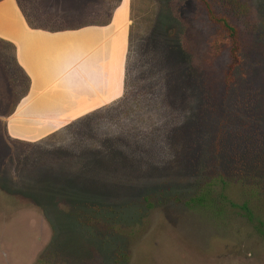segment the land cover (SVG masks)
<instances>
[{"label":"rangeland","instance_id":"1","mask_svg":"<svg viewBox=\"0 0 264 264\" xmlns=\"http://www.w3.org/2000/svg\"><path fill=\"white\" fill-rule=\"evenodd\" d=\"M16 1L52 29L105 23L117 6L131 26L124 95L109 109L35 145L0 132V264H264L239 210L186 206L237 152L264 153V0H240L233 87L228 50L207 57L216 29L198 0ZM7 54L12 101L26 81ZM263 171L251 183L225 172V195L241 203L253 185L264 211Z\"/></svg>","mask_w":264,"mask_h":264},{"label":"crops","instance_id":"2","mask_svg":"<svg viewBox=\"0 0 264 264\" xmlns=\"http://www.w3.org/2000/svg\"><path fill=\"white\" fill-rule=\"evenodd\" d=\"M117 7L105 23L52 29L32 23L16 0H0V56L8 53L26 81L11 101L0 67L4 139L41 143L123 97L131 19L130 8Z\"/></svg>","mask_w":264,"mask_h":264},{"label":"trees","instance_id":"3","mask_svg":"<svg viewBox=\"0 0 264 264\" xmlns=\"http://www.w3.org/2000/svg\"><path fill=\"white\" fill-rule=\"evenodd\" d=\"M201 9L205 12L208 21L216 29V34L208 43L207 57H217L223 49L228 50L230 64L224 71L225 81L233 80L231 87L237 85V73L242 69V52L240 30L235 25L234 20L244 13L245 6L240 0H198ZM206 79L213 78V71L210 66L204 71ZM211 81V80H210ZM204 99L203 96L200 97ZM264 170V153L258 152L256 155H248L237 152L230 163L218 168L217 175L207 182L199 194L190 198L186 202V206L195 209H204L214 212V209L219 208V204H223V209L226 206L237 209L242 213V217L253 227L255 232L264 239V211L261 209V204L256 206L253 194L258 196L254 186L248 187L250 198H246L241 203H235L228 199L225 195L227 188L232 184L230 181H225V172H230L232 180L251 183V176H255L258 172ZM264 172V171H263ZM221 183L222 188L219 194H214L212 188ZM259 191V190H258ZM222 208V206H221ZM215 213H221L218 209Z\"/></svg>","mask_w":264,"mask_h":264}]
</instances>
